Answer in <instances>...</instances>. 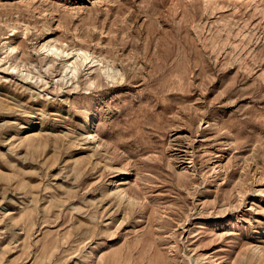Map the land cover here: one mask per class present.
I'll return each instance as SVG.
<instances>
[{
  "label": "rangeland",
  "instance_id": "374dc122",
  "mask_svg": "<svg viewBox=\"0 0 264 264\" xmlns=\"http://www.w3.org/2000/svg\"><path fill=\"white\" fill-rule=\"evenodd\" d=\"M0 264H264V0H0Z\"/></svg>",
  "mask_w": 264,
  "mask_h": 264
}]
</instances>
